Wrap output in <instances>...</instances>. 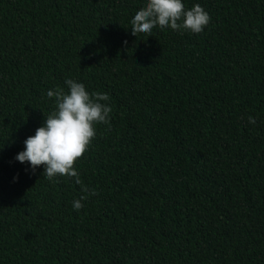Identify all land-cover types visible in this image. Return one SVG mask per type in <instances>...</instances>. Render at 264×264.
<instances>
[{
	"label": "trees",
	"instance_id": "1",
	"mask_svg": "<svg viewBox=\"0 0 264 264\" xmlns=\"http://www.w3.org/2000/svg\"><path fill=\"white\" fill-rule=\"evenodd\" d=\"M145 2L0 0V264H264V0L137 37ZM67 79L112 108L79 211L75 178L15 159Z\"/></svg>",
	"mask_w": 264,
	"mask_h": 264
},
{
	"label": "clouds",
	"instance_id": "2",
	"mask_svg": "<svg viewBox=\"0 0 264 264\" xmlns=\"http://www.w3.org/2000/svg\"><path fill=\"white\" fill-rule=\"evenodd\" d=\"M210 20L209 13L199 3L186 8L184 0H146L130 23L132 35L138 37L143 33L149 37L154 28L199 34ZM65 83L67 92L59 88L47 91L49 99L55 98V109L45 115L46 119L35 135L25 139L24 150L15 159L30 164L33 173L43 166V176L54 183L58 182V176L75 178V183L81 184L86 193L73 201V208L79 211L83 207L81 201L97 193L94 189L89 193L87 186H83L74 165L84 157L95 139V126L110 122L112 108L108 103H102L110 100L107 93H89L83 83L73 79H67ZM248 122L256 124L255 117L249 116Z\"/></svg>",
	"mask_w": 264,
	"mask_h": 264
}]
</instances>
